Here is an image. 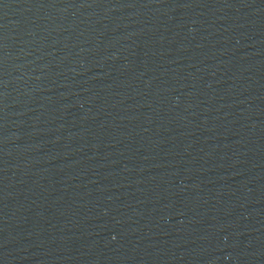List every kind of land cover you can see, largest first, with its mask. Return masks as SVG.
Wrapping results in <instances>:
<instances>
[{
  "label": "water",
  "instance_id": "water-1",
  "mask_svg": "<svg viewBox=\"0 0 264 264\" xmlns=\"http://www.w3.org/2000/svg\"><path fill=\"white\" fill-rule=\"evenodd\" d=\"M0 264H264V0H0Z\"/></svg>",
  "mask_w": 264,
  "mask_h": 264
}]
</instances>
